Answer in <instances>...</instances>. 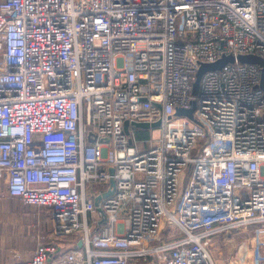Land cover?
Returning <instances> with one entry per match:
<instances>
[{
    "label": "built area",
    "instance_id": "built-area-1",
    "mask_svg": "<svg viewBox=\"0 0 264 264\" xmlns=\"http://www.w3.org/2000/svg\"><path fill=\"white\" fill-rule=\"evenodd\" d=\"M246 54L264 57V0L0 1V198L52 224L12 264H216L214 241L241 234L264 264V88Z\"/></svg>",
    "mask_w": 264,
    "mask_h": 264
},
{
    "label": "crops",
    "instance_id": "crops-1",
    "mask_svg": "<svg viewBox=\"0 0 264 264\" xmlns=\"http://www.w3.org/2000/svg\"><path fill=\"white\" fill-rule=\"evenodd\" d=\"M0 189L2 192L4 188ZM43 217L18 197L6 194L0 198V264H12L18 256L25 259L32 256L38 242L43 239L41 233L46 232L37 227ZM50 226L52 224L48 222L49 229Z\"/></svg>",
    "mask_w": 264,
    "mask_h": 264
},
{
    "label": "rangeland",
    "instance_id": "rangeland-1",
    "mask_svg": "<svg viewBox=\"0 0 264 264\" xmlns=\"http://www.w3.org/2000/svg\"><path fill=\"white\" fill-rule=\"evenodd\" d=\"M225 56L229 55H223V57ZM138 131V134L133 133L132 135L135 139H138L139 142H141L142 138H146L148 140L153 141L159 136V130L157 127L144 129L138 128ZM143 144L146 145V143ZM31 207L38 210L41 213L42 217L44 216L37 227L40 231L45 230L46 232L41 233L45 235L52 229L51 226L50 229L47 227L48 222H51L50 212L46 207ZM250 235L251 234H241L235 235L234 237L230 235L225 239L226 248L223 245V239H218L217 241H214V244L212 245L210 250L216 264H252L253 245ZM228 240L231 242H229Z\"/></svg>",
    "mask_w": 264,
    "mask_h": 264
},
{
    "label": "water",
    "instance_id": "water-1",
    "mask_svg": "<svg viewBox=\"0 0 264 264\" xmlns=\"http://www.w3.org/2000/svg\"><path fill=\"white\" fill-rule=\"evenodd\" d=\"M231 60H233V56L229 55V56H225V57L221 58L220 60H218L215 63L203 65L201 70L198 72L197 79H196L195 84H194V91L197 90L200 78H201L202 74L205 72V70L220 68L225 63H227ZM239 60L243 63H255L261 67V70H262L261 85L264 88V57L259 55V54H246V55H240ZM193 109H194V104L189 109H183V108L178 107L177 108V114H186V115H189L192 117L193 116ZM158 124H159V122L152 123V124L147 123V122H135L134 123V125L137 128H143V129L156 127V126H158ZM129 125H130L129 121H125L124 128H125L126 132L129 131ZM109 171L112 175L114 174V168L113 167H110ZM109 183H110V189L103 193V197L110 196L115 191V180H114L113 176L110 178ZM100 198H101V196H99L96 199V203H98V200ZM78 245L81 246L82 242L80 241Z\"/></svg>",
    "mask_w": 264,
    "mask_h": 264
},
{
    "label": "trees",
    "instance_id": "trees-1",
    "mask_svg": "<svg viewBox=\"0 0 264 264\" xmlns=\"http://www.w3.org/2000/svg\"><path fill=\"white\" fill-rule=\"evenodd\" d=\"M138 132H139V131L137 130V134H138Z\"/></svg>",
    "mask_w": 264,
    "mask_h": 264
}]
</instances>
